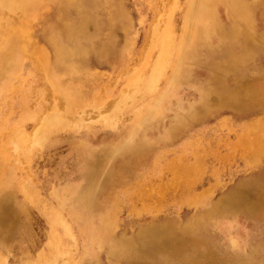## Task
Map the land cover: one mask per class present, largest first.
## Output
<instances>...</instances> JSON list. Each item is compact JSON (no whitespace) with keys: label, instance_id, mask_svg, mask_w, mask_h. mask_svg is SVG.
<instances>
[{"label":"rangeland","instance_id":"1","mask_svg":"<svg viewBox=\"0 0 264 264\" xmlns=\"http://www.w3.org/2000/svg\"><path fill=\"white\" fill-rule=\"evenodd\" d=\"M56 2L85 55L63 67ZM56 2L0 76V264H264V0Z\"/></svg>","mask_w":264,"mask_h":264},{"label":"bare ground","instance_id":"2","mask_svg":"<svg viewBox=\"0 0 264 264\" xmlns=\"http://www.w3.org/2000/svg\"><path fill=\"white\" fill-rule=\"evenodd\" d=\"M19 1V0H15ZM14 1V2H15ZM49 0H20L21 7L16 12H12L13 14L7 15L6 13L10 9L9 4L3 3V6L0 9V37L1 40L4 41L6 44L5 48L3 49L4 57L0 58V76L5 77L6 74L8 75L9 71L16 68L19 64L21 58L23 57L24 51L27 49V44H31L30 41L26 42L23 40V38L28 35L29 27L33 25H37L36 18H30L31 14H35V12L38 11L39 8L43 7L44 5H47V2ZM53 2H56V0H53ZM178 0H173V4L176 5ZM202 7H206V5H209V2H212V0H200ZM17 6H19L17 4ZM46 9V8H45ZM49 10V9H47ZM66 7L62 6L61 3L56 2V5L54 6V12H55V19L51 23H47L43 26V33L42 38L44 43L49 45L52 49L55 50V55L57 57V66L63 67L68 62H72L73 60H84L85 55H83L82 51L83 48H81V45L78 44V39L81 37V35H78L76 26L73 24V20L68 19L64 11H66ZM238 10H242L241 7H239ZM117 7L116 10L112 14H117ZM50 14V11H46ZM45 12V13H46ZM171 13V12H170ZM48 14V15H49ZM172 14V13H171ZM36 15V14H35ZM171 16V15H170ZM204 16L206 18L210 17V13L208 11L204 12ZM199 20V19H198ZM201 20V19H200ZM203 21V20H202ZM200 21V22H202ZM37 22V23H36ZM197 22V21H196ZM195 22V23H196ZM201 24V23H200ZM152 31V30H151ZM31 32V31H30ZM76 35V36H75ZM78 35V36H77ZM238 32H232L231 38L238 37ZM83 37V36H82ZM27 38V36H26ZM101 38V37H100ZM160 40V38H158ZM166 39L168 41L169 37L166 36ZM31 40V39H30ZM97 40H99L97 38ZM108 40H111V37L109 35H104L102 37V42L107 43ZM157 42V41H156ZM110 43V42H109ZM100 44L96 47H90V51L93 50L96 54H99L100 51ZM113 46V42L109 44V46ZM235 45V47H233ZM110 46V47H111ZM232 51L235 53H239L238 56L234 59V64L238 66H242L245 64V61L247 57L249 56L248 51L246 49V46L242 43H235L232 45ZM33 48V46H32ZM36 48V47H35ZM236 48V50H234ZM40 49V48H39ZM256 50V48H253ZM37 50V49H36ZM34 51V50H33ZM87 51V50H85ZM39 55H41L44 59L47 58V56L40 50L36 51ZM250 53V52H249ZM25 54V53H24ZM28 54V53H27ZM254 55V54H253ZM252 56V55H250ZM23 59V58H22ZM48 59V58H47ZM167 62V56L164 55V52L159 54V56L155 60L154 64V72L159 73L162 71V68L164 64ZM168 63V62H167ZM56 66V67H57ZM19 67V66H18ZM52 67V66H51ZM167 67V66H166ZM224 67V66H223ZM235 67V66H233ZM165 69V68H164ZM234 69V68H233ZM71 73L65 74V76L72 77L76 73L71 69ZM220 71V70H219ZM226 71V70H225ZM225 71L221 72L220 79L223 75H225ZM49 74V73H48ZM155 74V73H154ZM153 74V75H154ZM237 75V74H236ZM157 76V75H156ZM156 76H152L149 81L153 82L154 79H156ZM49 78V77H48ZM52 78V77H51ZM45 79V78H44ZM159 79V78H158ZM55 81V80H54ZM51 82V80L49 81ZM48 82V83H49ZM71 85V88L62 87L63 85L56 86V92L63 96L64 98V105L62 109L67 111L66 107L69 104L75 103L74 101L81 98L83 96V92H81L76 86H73L72 83H69ZM68 84V85H69ZM89 89V88H88ZM109 89V88H108ZM86 91V90H85ZM94 91V90H93ZM39 92V91H38ZM210 93V92H209ZM215 93V92H214ZM214 93L208 94L206 97H210L211 95H215ZM212 98V97H211ZM66 102V103H65ZM79 102V101H78ZM80 103V102H79ZM82 103V102H81ZM97 104V103H96ZM100 104V103H99ZM105 104V103H104ZM103 104V105H104ZM109 106V103H107ZM98 105V104H97ZM113 106V105H112ZM123 107V106H122ZM61 110V109H60ZM59 111V110H58ZM119 111V110H118ZM73 113V112H72ZM62 114V113H61ZM71 114V113H70ZM66 115V114H65ZM59 116V115H58ZM60 117V116H59ZM79 118V117H78ZM62 121H60L61 123ZM99 122V121H98ZM110 123V122H109ZM52 124V122H51ZM82 124V123H81ZM94 124V123H92ZM47 125V123H46ZM57 125V124H56ZM84 125V124H83ZM90 125V124H89ZM102 126V125H101ZM110 126V125H108ZM87 127V126H86ZM75 128V127H74ZM112 128V127H111ZM35 133V130H34ZM18 136V135H17ZM27 137V136H26ZM31 137V136H30ZM42 144V143H41ZM17 145V144H16ZM23 145V144H22ZM106 149V148H105ZM108 149V148H107ZM108 151V150H107ZM109 154V153H107ZM99 161V160H98ZM101 161V160H100ZM99 163V162H98ZM95 175V174H94ZM22 195V194H21ZM109 230V229H108ZM108 232V231H107ZM107 236V235H106ZM101 237V236H100ZM97 238V237H96ZM106 238V237H105ZM98 240V239H97ZM97 243V242H96Z\"/></svg>","mask_w":264,"mask_h":264}]
</instances>
